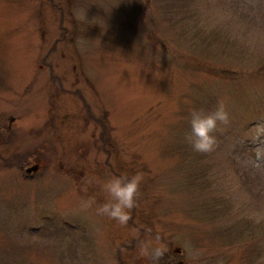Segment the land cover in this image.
<instances>
[{
    "label": "rangeland",
    "instance_id": "374dc122",
    "mask_svg": "<svg viewBox=\"0 0 264 264\" xmlns=\"http://www.w3.org/2000/svg\"><path fill=\"white\" fill-rule=\"evenodd\" d=\"M221 99L193 151L190 111ZM261 123L264 0H0V264H154L157 235L158 264H257ZM137 172L127 225L98 216Z\"/></svg>",
    "mask_w": 264,
    "mask_h": 264
},
{
    "label": "clouds",
    "instance_id": "9594fccd",
    "mask_svg": "<svg viewBox=\"0 0 264 264\" xmlns=\"http://www.w3.org/2000/svg\"><path fill=\"white\" fill-rule=\"evenodd\" d=\"M229 122V111L222 99L218 100L215 109L209 112L193 108L189 113L190 130L185 133L184 140L193 151L202 154L210 153L218 145V139L214 135L218 125H227ZM262 137H264V123L255 126L253 143H258V146L252 149L254 155L243 161L245 166L264 167V140L261 139ZM143 179V174L139 172L131 176L109 178L102 185V190L107 193L109 198L96 207V214L109 220H115L120 225H127L131 219V211L136 206V197L140 192V184ZM92 182V178L86 180L89 185ZM84 203L86 206H91L95 201L89 198ZM138 247L139 254L152 259L154 264H158L167 251V248L160 243L158 235L154 242L139 241ZM218 264H223V261H218ZM257 264H264V256L258 258Z\"/></svg>",
    "mask_w": 264,
    "mask_h": 264
}]
</instances>
